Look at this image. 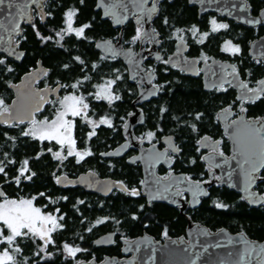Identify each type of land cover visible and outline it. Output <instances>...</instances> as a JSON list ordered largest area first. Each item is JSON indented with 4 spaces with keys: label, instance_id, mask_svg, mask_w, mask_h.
<instances>
[{
    "label": "flooded vegetation",
    "instance_id": "1",
    "mask_svg": "<svg viewBox=\"0 0 264 264\" xmlns=\"http://www.w3.org/2000/svg\"><path fill=\"white\" fill-rule=\"evenodd\" d=\"M173 1L174 0H139V2L136 4V7H139V9L130 15L127 14V11L122 10L121 5H117L115 8L111 7L110 5L111 9L108 8L109 13L104 14L102 7L98 3V0H43L37 7H32L29 24L35 32V37H37L38 40H42L44 42H46L48 39H51L57 46L61 48L63 54L66 56V60H64L65 69L70 71L69 74L71 75L67 76V79L50 81V77L48 76L49 68L42 63L41 59H37V61L35 60L33 66H31V69L35 68L39 62L42 66L47 68V71L40 80L37 79L34 86L38 89L45 86L54 87L59 84L60 88L58 90L57 96L54 94L50 95V99L45 103L43 109L39 113L35 114L34 120L39 121L42 118L50 117L54 112H56L55 106L59 104V100L64 96H82L84 98V102L88 104L86 118L83 116H70L69 120H72L73 122L72 137L75 140V150L79 152L89 151L91 152V155L85 156L79 163H77L78 157L75 155H67V145L61 149L60 145H58L55 141H40L38 139H33L32 136H28L30 137L28 141L35 140L37 147L34 149L33 153H31V156L23 159V161L17 162L16 164L12 163V165H15L16 167L15 178L20 175L23 162L27 160L28 171L24 173V176L20 177V182H23L24 184L31 182L32 179H27L26 177L30 176L33 178L36 176V171L33 166L37 167V164H32L30 162V158L36 160L44 157L47 158L49 162H45L44 164L41 163V165L38 164V166H45L46 168L52 167L51 181L53 183V187L59 191H54V193H51L49 189H45L35 193L29 192L24 187L18 188L17 191H10L8 188L3 186V183H1L0 186L4 190L5 196L1 197L0 201L4 200L5 198L12 200H27L35 198L33 199V205L37 208H40L41 212L44 214L56 216L58 223H60L63 227L51 233V239L53 243L47 245V247H44V241L32 236L18 237L11 246H9L7 243H0V253H3L5 250H7L9 254L14 256L15 264H136L138 263V251H132V244L127 242V240L130 241L144 234H149L155 241L159 242H163L165 239L171 238H174L177 241H180L181 239L188 241V237L186 235L187 226L184 230V233L180 234L179 236L160 235L156 237L155 234L142 231L131 238L128 237L129 234L125 232L123 228L114 227L112 229L106 228L105 230H102L98 233V235L92 237L89 241L81 240V234L73 236L68 235V240L67 238L63 237L59 238V233L65 230V218L64 213L55 203L65 202L69 198H74L76 203H80L83 200L78 194L72 197L69 194L60 192L66 189H77L84 192V194L88 195L89 197L97 199H105L110 195H113L117 189L127 191L129 190L128 186H139V189L135 190L137 193L141 192V194H143L141 191L143 175L140 157L142 148H146L151 144H155L157 147L156 149L158 150L166 149V158L170 157L172 160V163L169 167H165L162 163H159L155 169L156 174H158L161 178H167V176L170 175L183 174L186 180L202 181L203 183H207L206 188L209 194V188L219 184L217 183L219 176L217 172L214 174L212 173L216 170L208 162L204 161V156L209 154V157L212 160H215L219 156L217 154L221 155L222 153V155L226 157H230L231 155L229 146L230 143L225 133H223L222 124L219 121V112L224 109L223 112L221 111V117H226L225 120L227 123L233 122L237 116L241 115V113H244L247 119L261 120L264 118V114H259L257 116L248 115V105L253 104V102L257 99L253 100L252 102L239 99L237 97L235 88L230 84H224L210 90H204L207 92H220L224 91L223 89L226 88H233L235 91V98H231L228 102H218V108L213 110L212 115L210 114L211 123L206 126L207 131H204L203 135L199 136V139L196 142L197 148L195 149V153L198 157L197 160L199 163H203V168L200 170H193L191 162H188L189 167H187L185 164H182L183 150L180 148L181 146L175 140L173 134L164 133L158 136L152 132L151 136H154V140H150L149 138L145 137L147 136L146 119L148 103L161 96L164 93L165 86L167 85L166 81L163 82L159 77L160 73L163 72L162 70L165 69L164 67H169L171 71H175L179 75L201 78L200 73L195 76L189 73L187 74L178 67L171 66L166 63L168 57L176 50L177 42L185 41L188 44L187 51L184 53L187 59L189 57H196L199 60V63H201L203 61L208 62L213 57L202 58L199 56L190 55V42L185 37H183L182 34L180 38H176L174 43L175 48H173L171 52L164 51L165 49L163 47L165 45V35L163 32H161V29L157 28L156 22L161 16V9L164 4L171 3ZM258 1L264 2V0ZM154 4L156 10L155 12H151ZM105 5L106 4H103V6ZM261 7H264V3H262V5L257 8V12L255 14L258 13ZM57 8L58 10L55 11L54 9ZM71 9H75L76 11V15L72 20L73 28H80L86 24L89 25V27L84 30L83 35L80 37H77L74 32L65 34L63 31L67 28L65 13ZM54 15L59 18V20H57L58 22H56L58 23L57 25L50 23V20L54 17ZM80 15L82 16L81 19L79 18ZM224 18L234 21L226 17ZM117 19H119V23L116 22ZM147 19H149V27L151 31H147ZM258 26L263 27L261 24ZM137 29L141 30V34L140 37L133 43V38L137 36ZM37 33H39V35H37ZM57 33H60V35H57ZM262 33H264V27ZM61 36L63 38H61ZM101 40H104L108 43V51L111 52L112 55L106 54L96 47V43ZM67 41L72 42V44H68ZM155 41L157 44L153 46ZM124 54L127 56L130 63H134L140 70H142L139 73L140 75L137 73H135L136 75H129V67L122 58ZM231 62L234 63L235 70L239 72L235 62ZM226 71L227 73H230L232 70L228 69ZM147 72H152L154 75L152 84L153 86L158 87L157 95L152 99L141 101L135 105H132V102L135 100L139 92L145 87L142 80L146 78L144 73ZM117 77H119V79H117ZM240 78L245 81L249 89H257V84L264 79V74L261 78L253 81L254 83L247 82L241 77V75ZM108 81H114V83H112L109 88L111 95L114 97H119V99H113L111 103H109L107 99H97L96 97L99 86H107ZM74 83H77L78 85L76 89L71 87V85ZM61 85H63V87H61ZM258 99H264V92L259 95ZM239 104L245 107V112L238 110ZM48 105L51 107V115H42L46 106ZM131 116H134L132 117L133 120L135 117L142 119V122L134 123L130 131L127 129L125 130L126 121L128 118L130 119ZM102 118H107L111 122V126L100 124L94 129L95 135L89 138V133L93 131V127L87 122V120H92L99 124V121ZM25 124L28 127L32 126L31 122H26ZM83 126H85V128H83ZM28 129L29 128L21 131L19 134L25 136L23 135V132L27 131ZM192 130L193 132L197 131L195 125H193ZM167 135L172 136L174 144L172 143L169 145L167 141L165 142L162 140L163 137ZM203 136H208L211 140H217V148H201L200 139ZM124 143H126L125 148L118 149L120 152L117 155L110 154L111 152L116 151V149ZM204 144L211 145V142L205 141ZM48 149H52L53 152L60 151L61 155L66 156L67 158L63 160L55 159L52 155V152H49ZM179 167L181 169H179ZM87 172H94L101 179L104 177L110 178L115 182L122 184L124 188L114 187L110 194L102 195L99 193H94L93 191L91 192L80 185H74L71 183L61 185L57 182V177L61 175H64L69 179H74L80 174ZM263 173L264 164L258 173V179L254 185L255 190L258 191L263 198L260 204L264 203ZM14 182H16V180ZM19 183L16 182L15 186L17 187V184ZM262 184L263 187L261 186ZM219 186L223 185L219 184ZM173 189H180V198L185 199L186 205L185 210H183V216L186 215V210L190 209L193 211L198 208L201 199L208 196L207 194L205 196L197 197L199 200L198 204L196 206H191L190 194L187 191L181 190L180 187ZM41 193H43V195H41ZM38 200L54 202V204H51L53 209L51 211H47L46 207H43V204L42 206L34 204L35 201ZM170 207H173L179 211L180 206L176 205ZM61 216L63 217V220H59V217ZM186 220L187 223L188 221H191L192 224L197 223L198 225L206 226L205 224L198 223V221H194L187 217ZM206 227L210 232H214L220 228H223L218 227L210 229L208 226ZM106 232L114 233V239L111 244L99 245L93 243V240L96 237ZM236 232L244 231H233L232 234ZM247 237L250 238L249 236ZM250 239L253 241H263L252 238ZM64 244H68L73 248L78 247L82 249V251L76 253L74 257L68 256V254L64 251ZM17 247L20 249L19 253L13 251V249ZM42 247L44 248V251L41 252L40 249ZM141 247L142 244L140 243L136 245V248Z\"/></svg>",
    "mask_w": 264,
    "mask_h": 264
},
{
    "label": "trees",
    "instance_id": "2",
    "mask_svg": "<svg viewBox=\"0 0 264 264\" xmlns=\"http://www.w3.org/2000/svg\"><path fill=\"white\" fill-rule=\"evenodd\" d=\"M247 2L253 14L264 3L258 0H247ZM197 9L196 6L188 4L187 0H174L164 4L161 16L156 22L157 28L161 29L165 35L164 51L171 52L175 48L176 36L182 34L190 42V55L202 58L213 56L230 61H233L230 58L233 56V59L238 61L237 68L242 78L250 80V83L261 78L264 74L263 60H255L248 54L249 43L254 38V27L249 28L213 13L199 16ZM79 18L81 19L82 16L80 15ZM57 20L59 18L54 15L50 23L57 25ZM213 20L217 24H226L228 27L213 31ZM193 26L198 30L195 35L191 31ZM255 29L258 35L262 34V26ZM14 40L19 42L24 51L22 60L15 61L0 53V61H3L0 63V100L5 106L8 107L13 97L12 86L31 69L37 59H41L42 63L49 68L50 81L63 80L71 76L70 71L65 69L66 56L61 48L51 39L46 42L38 40L29 23L23 24L22 33ZM229 42L231 46H238L240 51L234 53L224 50ZM67 43L72 44L69 41ZM164 68L159 77L163 82L166 81L167 85L161 96L148 103L147 136L145 137H151L148 134L152 132L158 136L164 133L173 134L183 150L182 164L189 167L188 162H191L193 170H200L203 168V163L197 160L196 142L199 136L207 131L206 126L211 123L210 114L212 115L213 110L218 108V102H228L231 98H235V91L233 88H226L220 92H207L202 87L200 77L179 75L167 66ZM49 107L50 105L46 106L42 115H51L52 111ZM247 114L250 116L264 114V99H257L253 104L248 105ZM193 125L197 129L195 132L192 130ZM27 128L25 123L10 125L0 123V166L4 167V172L0 173V184L3 183V186L10 191H17L21 187L35 193L45 189H49L51 193L59 191L53 187L51 181L52 167L38 166V164L49 162L44 157L36 160L30 158L32 164H37V167L33 166L36 176L31 178L32 181L29 183L20 182L17 187L15 186L16 167L12 163L16 164L31 156L37 147L36 139L28 141L30 137L19 134ZM261 186L263 187V184ZM128 188L127 191L117 189L113 195L105 199L89 197L77 189L60 191L72 197L78 194L83 200L76 203L74 198H69L65 202L55 203L60 207L65 218V230L59 233V238L81 234V240L89 241L102 230L114 227L123 228L131 238L142 231L155 234L156 237L179 236L184 233L187 226V217L205 224L210 229L226 227L232 232L242 230L252 239L264 240V203L257 207L250 206L240 194L225 186H219V184L211 186L208 196L201 199L198 208L193 211L186 210L184 216L167 204L147 202L141 192L135 196L131 195V190L139 189V186H128ZM34 204L39 206L43 204L47 211H51L53 209L51 204L54 202L38 200ZM217 204L222 207H217ZM97 221H103V223H97ZM0 229L3 235H8V230L2 223H0Z\"/></svg>",
    "mask_w": 264,
    "mask_h": 264
},
{
    "label": "water",
    "instance_id": "3",
    "mask_svg": "<svg viewBox=\"0 0 264 264\" xmlns=\"http://www.w3.org/2000/svg\"><path fill=\"white\" fill-rule=\"evenodd\" d=\"M42 1L43 0H40L39 3H34L32 0H4L3 3H0V53H3L15 61L22 60L24 51L20 48L19 42H14L13 40L22 33L23 24L29 23L32 7H37ZM137 2H139V0H98L104 14L109 13L108 8L111 9V7L115 8L117 5H121L122 10L127 11L128 13H126L130 15L139 9V7H136ZM187 2L198 8V15L212 12L248 26L249 28L260 24L264 27V7H261L257 14H253L247 0H187ZM103 4L106 5L103 6ZM25 15L28 17L27 20L24 18ZM146 25L147 31H151L149 19H147ZM156 44L157 42L155 41L153 46ZM249 44V56L253 59L264 60V33L252 40ZM107 46L108 43L104 40L96 43V47L99 50L112 55V53L108 51ZM187 46L188 44L185 41L177 42L176 50L168 57L166 63L178 67L187 74L189 73L195 76L200 73L202 80L201 84L204 90L230 84L235 88L237 97L247 102H252L255 100L253 99L255 96H259L264 92V84L260 83L264 81V79L258 82L257 89H254L256 90L255 92L249 91L248 85L240 78L239 72L236 70L233 72V67L235 68L233 62L214 57L208 62L203 61L201 63H199L196 57H189L187 59L184 55L187 51ZM122 58L129 67L130 76L135 73L140 75L139 73L142 70H140L137 65L130 63L125 54ZM130 64L134 70L130 68ZM228 69L232 71L227 73L226 70ZM46 71L47 68L38 62L35 68L25 72V74L19 78L20 80L12 86L13 97L8 104L9 113L4 117H0V120L7 122L0 123L10 125L12 123H17V120H23V123L31 122L34 120L35 114L43 109L45 103L50 99V95L54 94L57 96L60 88L59 84L54 87L45 86L38 89L34 86L37 79L40 80ZM144 76L146 78H144L142 82L145 87L139 92L132 102V105L141 101H147L157 95L158 87L152 84L154 78L152 72L144 73ZM245 85L246 87H244ZM223 110L224 109L221 111L223 112ZM221 111L219 112V121L222 124V131L225 133L230 143L231 155L230 157H226L217 154L219 155L217 159L212 160L209 154H207L204 156V161L208 162L213 168H216L215 172H217L219 176L217 183L239 193L249 205L257 206L262 202L263 198L262 195L255 190L254 185L264 163L257 157H252L255 163L260 166L259 171L252 172L251 166L245 164V157L242 156L238 150V143L246 141L248 137L254 134L256 129H260L259 135L264 137V127H261L264 125V118L261 120L247 119L245 114L241 113L233 122L227 123L225 120L226 117H221ZM132 117L134 116H131L130 121L129 118L126 121L125 130L127 129L130 131L134 123L142 122V119L134 121ZM162 140L165 142L167 141L169 145L173 143L172 136L169 135L163 137ZM205 141L211 142V145H205ZM217 143V140H211L208 136H203L200 139V146L203 149L217 148ZM125 146L126 143L122 144L116 151L110 154L117 155L120 152L118 149H123ZM156 148L155 144L142 148L141 152L143 154L145 168L142 163L143 181L141 184V191L145 195V200L148 202H163L168 206L179 205L180 214L183 215V210H185L186 205L185 199L180 198V189L174 190L173 188L180 187L181 190L187 191L190 194L191 206H196L199 201L197 197L208 194L206 188L207 183L186 180L183 174L161 178L156 174V166L162 163L165 167H169L172 160L170 157L166 158V149L158 150ZM140 161L142 162L141 157ZM172 177H175L177 182L181 181L184 185H187L193 190H188L177 183H168V185L165 184L164 186L160 183L158 184V181H168ZM57 178H59L58 183L61 185L66 183L80 185L91 192L93 191L94 193L102 195L110 194L114 187L124 188L122 184L110 178H99L94 172L80 174L74 179L66 178L64 175ZM250 180L252 182H250ZM148 186L153 190L150 191ZM168 189L173 190V192L171 194H166ZM0 192H3L5 196L1 186ZM164 196H171L172 200L169 199L168 201H164ZM186 235L188 241L182 239L177 241L171 238L159 242L155 241L151 235L144 234L133 240H127V242L132 244V251H138V263L136 264H192L193 261H195V264H264V240L253 241L248 238L244 232L232 234V232L225 227L210 232L206 226L198 225L197 223L192 224L191 221H188ZM113 239L114 233L106 232L96 237L93 243L109 245L113 242ZM139 243L142 244V247L136 248V245ZM242 253L250 254L245 255L244 260L241 261L240 255Z\"/></svg>",
    "mask_w": 264,
    "mask_h": 264
},
{
    "label": "snow or ice",
    "instance_id": "4",
    "mask_svg": "<svg viewBox=\"0 0 264 264\" xmlns=\"http://www.w3.org/2000/svg\"><path fill=\"white\" fill-rule=\"evenodd\" d=\"M3 2L4 0H0V3ZM32 2L39 3L40 0H32ZM155 10L156 9L154 4L151 12H155ZM75 15V9H71L65 13L67 28L63 31L65 32V34L74 32L77 37H80L83 35L84 30L89 27V25L86 24L80 28H73L72 20ZM24 18L26 20L28 19L26 15ZM116 22L119 23V19H117ZM212 25L213 31L228 27L226 24H217L215 20L212 21ZM191 31L193 35H195L198 30L195 26H193ZM140 34L141 30L137 29V36L133 38V43L140 37ZM37 35H39V33H37ZM57 35H60V33H57ZM61 38L63 37L61 36ZM229 47H231V51L234 53H238L240 51L238 46H231L230 42L226 45L224 50H229ZM0 63H3V61H0ZM233 72H235L234 67ZM117 79H119V77H117ZM112 83H114V81H108L107 86H99V90L96 93L97 99H107L109 103H111L113 99H119L118 96H112L109 91ZM260 83L264 84V81H261ZM77 86V83L71 85L73 89H76ZM61 87H63V85H61ZM244 87H246V85ZM249 91L255 92L256 90L249 89ZM258 98L259 96L257 95L253 99ZM59 105L60 109L57 111L55 119L51 121L32 120L31 128H29L27 131H24L23 135L32 136L33 139H38L40 141H55L58 145H60L61 149H63L65 145H67V155H75L76 157H78L77 163H79L85 156L91 155V152H79L75 150V140L72 137L73 122L72 120L66 119V117L83 116L84 118H86V110L88 109V104L84 102V98L82 96L66 95L59 100ZM7 113H9V108L4 105V102L2 100H0V117H4ZM0 122L7 121L0 120ZM87 122L93 127V131L89 133V138L95 135L94 129L100 124L111 126V122L107 118H102L99 121V124L92 120H87ZM17 123H23V120H17ZM261 127H264V125H262ZM259 132L260 129H256L254 131V134L248 137L246 141L238 143V150L240 151L241 155L245 157V164H249L251 166L252 172L259 171L260 167L255 163L252 157H257L262 163H264V137H261L259 135ZM148 135L151 136L152 133H149ZM48 151L52 152V155L55 159L63 160L67 158L66 156H62L60 151L53 152L52 149H48ZM27 165L28 161L25 160L23 162V167L20 170V175L16 177L17 183L20 182V177L24 176V173L28 171ZM3 172L4 167L0 166V173ZM26 178L31 179L30 176ZM57 182H59V178ZM250 182L252 181L250 180ZM137 194L138 193L135 189L131 190V195L135 196ZM41 195H43V193H41ZM3 196V192H0V197ZM33 199L12 200L5 198L4 201L0 203V223H2L3 226L8 230V235L5 236L3 235L2 229H0V243H7L9 246H11L15 242L16 238L22 236H32L34 238H39L40 240L44 241V247H47V245L53 243L51 239V233L62 228L63 226L58 223V219L56 216L51 214H44L41 212L40 208L34 207ZM217 207H222V205L217 204ZM59 220H63V217H59ZM97 223H103V221H97ZM90 230L91 229H89V231ZM63 248L68 256L71 257H74L76 253L82 251V249L78 247H70L68 244H64ZM13 251L19 253L20 249L17 247L13 249ZM40 251H44V248L42 247ZM249 254L250 253H242L240 255V260H244L245 255ZM0 264H15V258L13 255L9 254L7 250H5L3 253H0ZM192 264H195V261H193Z\"/></svg>",
    "mask_w": 264,
    "mask_h": 264
},
{
    "label": "rangeland",
    "instance_id": "5",
    "mask_svg": "<svg viewBox=\"0 0 264 264\" xmlns=\"http://www.w3.org/2000/svg\"><path fill=\"white\" fill-rule=\"evenodd\" d=\"M241 24V23H240ZM248 27V26H247ZM255 28H257L256 26L254 27V33H253V35H254V38H253V40L254 39H256L259 35H258V33H257V29H255ZM177 35V34H176ZM184 37V36H183ZM176 38H180V35H177L176 36ZM252 41V40H251ZM250 41V42H251ZM14 42H16V41H14ZM249 43V42H248ZM227 45V44H226ZM229 51L230 52H232L231 51V47H229ZM230 58L235 62V64L236 65H238V61L236 60L235 61V59H233L234 57L233 56H230ZM255 60H262V59H255ZM249 77V76H248ZM247 82H249L250 83V80H246ZM55 109H56V112H54L50 117H48V118H42V119H40L39 121H42V120H48V121H51V120H53V119H55V117H56V114H57V111L60 109V105L59 104H57L56 106H55ZM238 110L240 111H242V112H245V107L243 106V105H241V104H239L238 105ZM69 117L70 116H68V117H66V119H69ZM135 119L137 120L138 119V117H135ZM135 119H134V121H135ZM28 128H31V127H28ZM149 139L150 140H154V136H151V137H149ZM213 174L215 173V171H213L212 172ZM4 200H2V201H0V203H2ZM34 206V205H33ZM35 207V206H34ZM24 231H26V230H24ZM1 252V251H0Z\"/></svg>",
    "mask_w": 264,
    "mask_h": 264
},
{
    "label": "bare ground",
    "instance_id": "6",
    "mask_svg": "<svg viewBox=\"0 0 264 264\" xmlns=\"http://www.w3.org/2000/svg\"><path fill=\"white\" fill-rule=\"evenodd\" d=\"M130 68H132V66L130 65ZM133 69V68H132ZM134 70V69H133ZM134 72V71H133ZM135 73V72H134ZM131 120V118L129 119V121ZM143 156H142V152H141V160H142V163H143V167L145 168V162H143ZM214 169L216 170V168L214 167ZM177 179H175V177L173 178H171V179H169L168 181H158V184L160 183L161 185H165V184H167L168 185V183H172V184H179L180 186H183V187H185V188H187L188 190H193V189H190L187 185H184L181 181H176ZM148 188H149V190L151 191V190H153V189H151V187L150 186H148ZM160 188H163V187H160ZM173 191L171 190V189H168V192L166 193V194H171ZM172 197L171 196H164L163 197V200L164 201H168L169 199H171ZM172 200V199H171Z\"/></svg>",
    "mask_w": 264,
    "mask_h": 264
},
{
    "label": "clouds",
    "instance_id": "7",
    "mask_svg": "<svg viewBox=\"0 0 264 264\" xmlns=\"http://www.w3.org/2000/svg\"><path fill=\"white\" fill-rule=\"evenodd\" d=\"M14 41V40H13Z\"/></svg>",
    "mask_w": 264,
    "mask_h": 264
}]
</instances>
